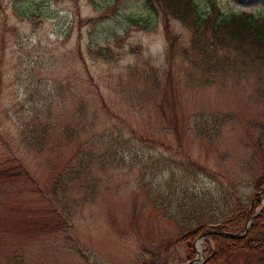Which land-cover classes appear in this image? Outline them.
Returning <instances> with one entry per match:
<instances>
[{
	"label": "rangeland",
	"instance_id": "obj_1",
	"mask_svg": "<svg viewBox=\"0 0 264 264\" xmlns=\"http://www.w3.org/2000/svg\"><path fill=\"white\" fill-rule=\"evenodd\" d=\"M193 1L264 16V0ZM209 51L215 63L204 65L189 29L147 0H0V165L25 171L0 181V264L206 262L213 243L189 248L142 183L254 192L264 69ZM28 124L48 128L42 151L23 142ZM112 132L137 143L99 160L110 144L97 141ZM196 165L206 174L182 172ZM71 167L77 181L55 187ZM230 264L263 263L243 252Z\"/></svg>",
	"mask_w": 264,
	"mask_h": 264
},
{
	"label": "trees",
	"instance_id": "obj_2",
	"mask_svg": "<svg viewBox=\"0 0 264 264\" xmlns=\"http://www.w3.org/2000/svg\"><path fill=\"white\" fill-rule=\"evenodd\" d=\"M147 2L152 8L156 4L159 5L164 13L189 29L192 44L200 58H203L204 65L207 62L208 65L215 63V57L210 53L212 51H209V48H215L225 50L229 54L240 55L241 59L237 64L241 67L258 64L264 69V16L257 17L251 13L222 14L215 2H212L208 12H201L193 0H147ZM234 63L227 64L230 68H234L236 66ZM47 129L26 125L22 129V135L27 148L32 151H42L50 137ZM259 132L261 139L259 138L258 149L262 151L264 128L259 129ZM130 133L136 135L133 132ZM121 135L125 134L112 132L98 139L97 143L107 140L110 144L107 149L97 155L99 160L109 158L114 161L116 160L114 156L118 155V152H122L123 156L120 157L124 158L133 150L137 140L120 138ZM97 143L88 145L87 150L77 156L75 164L80 167V170L89 165L93 156L90 151ZM4 166L6 165H0V181L15 179L25 172L19 166L15 168L16 165ZM195 168L182 170V172L197 176L206 174L199 166L196 165ZM75 170L76 167L66 169L56 178L54 186L62 185L61 188L64 186L70 188L80 174V170L74 172ZM145 175L143 173L142 176ZM184 182L186 181L183 180ZM142 185L153 208L163 212L165 218L175 225L178 238L188 243L189 248L203 232H214L205 236V239L213 243V250L203 264H230L238 253L243 252L258 258L264 264V209L254 215L243 237L233 239L220 235V233L234 235L244 233L250 212L258 209L261 203L264 204V170L253 185L254 192L250 196L239 192L233 186L224 191L221 190L214 197L211 192L201 189L190 191L187 185L177 189L164 187L167 188L166 190L160 188V184H157L158 188L154 186L155 184L142 183Z\"/></svg>",
	"mask_w": 264,
	"mask_h": 264
},
{
	"label": "water",
	"instance_id": "obj_3",
	"mask_svg": "<svg viewBox=\"0 0 264 264\" xmlns=\"http://www.w3.org/2000/svg\"><path fill=\"white\" fill-rule=\"evenodd\" d=\"M253 217H254V216H252L251 214L249 215V218H248V220H247V222H246V225H245L244 233H243V234H241V235H234V234H230V233H220V235L223 236V237L233 238V239H237V238H241V237H243V236L247 233V231H248V229H249V226H250V223H251V219H252ZM212 233H214V232H213V231L203 232V233L200 235L199 239L205 237L207 234H212ZM198 259H199V258L196 257L194 260L189 261V262H186V263H184V264H197V260H198Z\"/></svg>",
	"mask_w": 264,
	"mask_h": 264
},
{
	"label": "bare ground",
	"instance_id": "obj_4",
	"mask_svg": "<svg viewBox=\"0 0 264 264\" xmlns=\"http://www.w3.org/2000/svg\"><path fill=\"white\" fill-rule=\"evenodd\" d=\"M198 251L200 250V247H197Z\"/></svg>",
	"mask_w": 264,
	"mask_h": 264
}]
</instances>
